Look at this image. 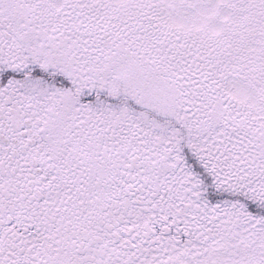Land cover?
Instances as JSON below:
<instances>
[{"label": "snow or ice", "instance_id": "snow-or-ice-1", "mask_svg": "<svg viewBox=\"0 0 264 264\" xmlns=\"http://www.w3.org/2000/svg\"><path fill=\"white\" fill-rule=\"evenodd\" d=\"M0 264H264V0H0Z\"/></svg>", "mask_w": 264, "mask_h": 264}]
</instances>
